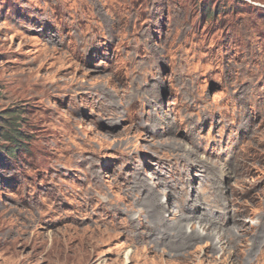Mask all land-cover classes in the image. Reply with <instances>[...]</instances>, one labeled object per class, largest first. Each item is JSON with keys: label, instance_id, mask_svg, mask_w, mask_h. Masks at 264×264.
Returning a JSON list of instances; mask_svg holds the SVG:
<instances>
[{"label": "rangeland", "instance_id": "rangeland-1", "mask_svg": "<svg viewBox=\"0 0 264 264\" xmlns=\"http://www.w3.org/2000/svg\"><path fill=\"white\" fill-rule=\"evenodd\" d=\"M167 185L211 227L126 242ZM263 221L264 0H0V264H263Z\"/></svg>", "mask_w": 264, "mask_h": 264}, {"label": "clouds", "instance_id": "clouds-1", "mask_svg": "<svg viewBox=\"0 0 264 264\" xmlns=\"http://www.w3.org/2000/svg\"><path fill=\"white\" fill-rule=\"evenodd\" d=\"M210 11L212 13V9L211 8L208 11V18L211 17V16H209ZM58 26H59V24H58ZM160 33H163V31L160 32ZM102 34L103 33H97V34H94V35H102ZM161 37H163V35H161ZM161 61L165 65H170V63L167 60H161ZM95 66H97V65H95ZM94 67H92V68H94ZM163 73L167 77L168 84L171 87H174L176 84L174 86H172V83H171V75H172V67H171V65H170V68L168 70L164 71ZM108 74H112V72H110ZM197 75H198V85H200L201 84V76H200L199 73ZM175 76H176V73H175ZM219 78H220V75H219ZM220 82H217V83H220ZM96 95L98 97L97 98L94 97L93 102L97 105L98 110H99V113H98V117L97 118H90L91 117V113L90 112H87V111H78L76 108L73 110V117H76V118H84L94 128H96V129L103 128V129H106L107 133H109V132H111V130H113L111 128H114L116 126V123L114 121L116 119V100L117 99H123L124 97L121 96V97L116 98V97H114L113 93L110 92V91H104V92H101V93L96 94ZM95 100H98V101H95ZM105 102L109 103L112 106V111H111L110 115H108L105 118H103L102 117V112H103V105H104ZM174 104H176V103H174ZM189 108H191V107H189ZM191 109H193V108H191ZM193 110H196V109H193ZM147 111H149V110H147ZM196 111L198 113L202 112V111L199 112L198 110H196ZM150 114H151V112H150ZM134 117H135V114L132 115V118L130 120L129 119H125V121H130L129 123H127V125H129V126L130 125H133ZM143 118H146V117H143ZM143 118H140V119H143ZM174 118H176V117H174ZM121 121L122 120H118V122H121ZM189 122H191L190 119H189ZM217 123H215V124H217ZM167 124H168V121H167ZM187 124L188 123H186V125ZM193 127H194V123H193ZM173 129H174V127H173ZM227 143H228V141H227ZM212 144L214 145L215 143H212ZM228 146H229V144H228ZM225 151L227 152V150H225ZM157 181H158V179L155 180L156 184H157ZM160 184L162 185L163 183L161 182ZM154 193L161 195V199H160V197L158 195L159 205H161V209L160 210L162 211V208H163L165 212L162 211L163 215L161 217L158 216V215L156 216L155 215V212H153V213H147L148 216L153 217V219H154L155 222H153V220H152V223H149L148 220L147 221H144V219H143V221L142 220H140V221L137 220L138 222H143L145 224L144 228L146 227V225L148 226V228L146 229V231L143 230L144 228H142L141 230L137 231L136 233H122L121 231L117 230L118 232H120L121 234H123L124 240L126 242L132 243V244H135L136 245V243L138 241H141V242L144 243V246L147 247L146 246L147 243H150L151 240H152V235L154 234V230L157 229V227L159 225H161V224L162 225H166V226H168V224H169L170 226H168V227L172 228L173 230L176 229V230H174L176 232L179 231V229L182 226L187 225L186 224V221H189L190 223L193 222V221H196V223H198V224L201 223V224H204V225H207V226L211 227L208 223L202 221L200 218H197V217H195L192 214L184 215V214H181L179 212V210L177 209L178 201L180 200L181 197H184V196L179 197V200H178L177 196L175 195V191H174V188H173L172 185H167L165 187L159 188ZM140 198H141V196H140ZM141 200H142V198H141ZM135 202L138 203L137 201H134V203ZM180 202H181V200H180ZM138 205H139V203H138ZM189 205H190V203H189ZM139 206L142 207L141 214H146V206H143V205H139ZM184 206H188V205H184ZM102 209H103V207H102ZM138 210H140V209H137L136 211H138ZM89 211H86V209L83 207L82 204H77L76 208H74L72 210L73 215H74V218H76L75 220H77V221L80 220V218H81L82 215H91L92 218H94V216L91 213H89ZM104 215L107 216V218L112 223H114V225H115V222L111 218H109V216L106 215L105 212H104ZM222 215H223V213L221 215H219V217H222ZM237 218H240V217H237ZM241 219H242V217H241ZM161 220H162V223H161ZM240 221H243V219L240 220ZM170 222H172V223H170ZM263 223H264V221H263ZM193 224H191V225H193ZM218 228L219 227L213 228V229L216 230L217 232H219L221 230V228H219L220 230ZM226 228H227V230H230L231 226L230 225H227ZM166 242H169V241H166ZM251 252L253 254H256V248L254 250L251 248ZM177 257L179 259H184L185 260V258L182 257V256H180V255L177 256ZM257 259H258V257L256 255H252L250 253V256H249V259H248L249 261H248L247 264H259V261ZM263 264H264V262H263Z\"/></svg>", "mask_w": 264, "mask_h": 264}, {"label": "bare ground", "instance_id": "bare-ground-1", "mask_svg": "<svg viewBox=\"0 0 264 264\" xmlns=\"http://www.w3.org/2000/svg\"><path fill=\"white\" fill-rule=\"evenodd\" d=\"M193 86V85H192ZM185 87V86H184ZM160 89V88H159ZM189 89V88H188ZM159 94V93H158ZM191 96V95H190ZM192 98V97H191ZM190 104V103H189ZM208 109V108H207ZM131 249V248H130ZM129 253H130V251L127 253V255H126V262H125V264H127L128 262H129ZM124 259V260H125Z\"/></svg>", "mask_w": 264, "mask_h": 264}, {"label": "trees", "instance_id": "trees-1", "mask_svg": "<svg viewBox=\"0 0 264 264\" xmlns=\"http://www.w3.org/2000/svg\"><path fill=\"white\" fill-rule=\"evenodd\" d=\"M211 14H212V13H211V11H210L209 16H211Z\"/></svg>", "mask_w": 264, "mask_h": 264}]
</instances>
